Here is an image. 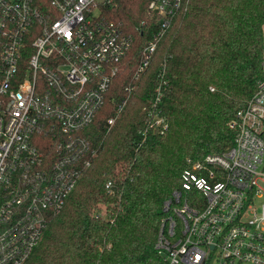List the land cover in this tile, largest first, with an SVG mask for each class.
I'll return each mask as SVG.
<instances>
[{
  "label": "built area",
  "instance_id": "built-area-1",
  "mask_svg": "<svg viewBox=\"0 0 264 264\" xmlns=\"http://www.w3.org/2000/svg\"><path fill=\"white\" fill-rule=\"evenodd\" d=\"M118 3L0 0V264L28 261L99 155L86 132L134 42L114 18ZM188 3L148 0L142 25L156 31L107 133ZM228 125L234 143L188 159L182 189L164 203L156 248L166 264H264V78Z\"/></svg>",
  "mask_w": 264,
  "mask_h": 264
},
{
  "label": "trees",
  "instance_id": "trees-1",
  "mask_svg": "<svg viewBox=\"0 0 264 264\" xmlns=\"http://www.w3.org/2000/svg\"><path fill=\"white\" fill-rule=\"evenodd\" d=\"M147 5L119 0L113 10L134 42L86 132L99 155L25 264H166L156 248L164 203L182 189L188 159L234 143L228 123L264 78V0H189L106 132L156 31L153 21L142 25Z\"/></svg>",
  "mask_w": 264,
  "mask_h": 264
},
{
  "label": "rangeland",
  "instance_id": "rangeland-1",
  "mask_svg": "<svg viewBox=\"0 0 264 264\" xmlns=\"http://www.w3.org/2000/svg\"><path fill=\"white\" fill-rule=\"evenodd\" d=\"M137 87H138V83H137Z\"/></svg>",
  "mask_w": 264,
  "mask_h": 264
}]
</instances>
